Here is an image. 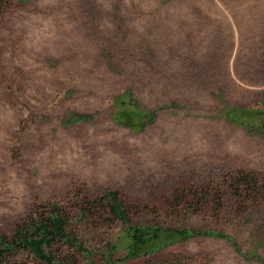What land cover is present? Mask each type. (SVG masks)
I'll use <instances>...</instances> for the list:
<instances>
[{
	"label": "rangeland",
	"instance_id": "374dc122",
	"mask_svg": "<svg viewBox=\"0 0 264 264\" xmlns=\"http://www.w3.org/2000/svg\"><path fill=\"white\" fill-rule=\"evenodd\" d=\"M263 92L264 0H0V236L54 204L75 264L120 259L119 220L79 214L113 191L131 224L187 232L117 264H264ZM131 101L157 109L139 131L112 118Z\"/></svg>",
	"mask_w": 264,
	"mask_h": 264
},
{
	"label": "trees",
	"instance_id": "16d2710c",
	"mask_svg": "<svg viewBox=\"0 0 264 264\" xmlns=\"http://www.w3.org/2000/svg\"><path fill=\"white\" fill-rule=\"evenodd\" d=\"M118 102L123 101L118 98ZM122 104L123 103H119L120 108L115 111V116L112 115V118L116 123L124 125L133 131L142 130L144 126L151 124L156 117L157 109L155 108L143 109L132 101L128 107H124ZM261 104L263 108L262 111L258 113L262 116V120L259 122V124L262 125L256 128H260L264 125V92ZM68 118L73 121H87L89 115L71 114ZM244 176L245 177L241 178L245 185L244 197L250 199V195L247 193L250 191L247 190H254L253 186L256 185V183L251 181L252 179H248V175ZM236 181L238 182L239 179ZM235 192L237 196L241 195L239 190H235ZM93 209L96 211L105 210L112 217L118 219L123 228L122 234L127 241L126 245L123 247L122 258L114 261L110 259V255L113 254L118 246L116 244L115 247V242L111 245H107L106 250L102 253L105 264H117L118 262L127 260L150 257L166 246L186 239V230H179L177 232L156 224L152 226L136 223L131 224L125 208L113 191H108L103 197L94 200H83L79 209V214L83 217L85 212H89ZM68 222L66 217L61 214L59 208L55 207L54 204H49L48 208L41 212L36 211L34 216H31L30 213L24 218L22 223L15 226L13 231H11L9 239L0 236V264H10L7 260L8 255L18 249L26 250L35 259L41 260L45 264H75L74 256L76 254L85 255L88 251L82 248L79 243L76 242V239L73 238L71 232L66 227ZM161 232L171 235L173 238L166 237L162 239L160 238ZM214 234L216 236H222L219 233ZM61 243L66 244L72 251L67 261L63 260L62 255L54 257L52 255L53 252L48 250L53 244L63 245ZM87 264H92V261L87 260Z\"/></svg>",
	"mask_w": 264,
	"mask_h": 264
}]
</instances>
